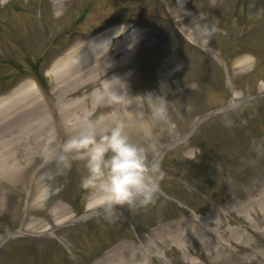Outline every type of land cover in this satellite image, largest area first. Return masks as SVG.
Here are the masks:
<instances>
[{
  "label": "rangeland",
  "instance_id": "1",
  "mask_svg": "<svg viewBox=\"0 0 264 264\" xmlns=\"http://www.w3.org/2000/svg\"><path fill=\"white\" fill-rule=\"evenodd\" d=\"M231 1L191 0L185 5H181L178 0H167L170 5L166 12L175 20H180L188 30L198 28V22H204V29L199 28L201 31L198 33L206 34L205 40L208 42V46L218 45L219 48H223L224 37L233 35V29L241 26L243 29L249 30L250 25L255 22L258 24L256 15L264 17L263 0H249L248 2L243 0L240 5L237 0H234V3ZM236 1L237 4H235ZM21 2L24 5H21ZM42 2L45 10L41 15L42 19L38 22L35 15H32V11L38 13L40 0H0V78L10 74L11 80L9 79L7 83H11L12 79H15L18 72L22 70L21 68L25 67L26 56L31 55L37 58L41 52H45L46 60L52 59L55 51L59 48L51 51L48 45L54 41L56 35L62 33L61 30L65 29L67 25L71 24L77 28L81 26L78 29L85 31L113 14L119 15L126 12L125 17H134L140 13L143 6H146L150 8L142 9L143 16L154 22L153 27L156 32L160 30L163 38L158 41L156 37L155 39L152 37L151 43L143 45L139 55L133 58L136 60L142 56L145 61L139 63H143L144 66L154 65L155 68H150L152 77L145 81L147 84L145 82L141 84L142 94L137 96L141 111L139 116L146 120L153 116L152 109L155 102L152 101L151 96L157 95L163 86L168 88L163 97L167 100L170 115V124H163L154 118L153 124H157L151 129L156 148L154 152H150V159L156 160L155 156L163 153L165 146L173 145L181 140L191 125L207 110L225 102L226 94L224 95L219 90L222 87L219 84L222 80L223 84L224 81H227L226 67L220 66L212 56L211 58L205 57L200 51L186 53L184 61H181L170 71H178L185 63L188 66L187 70L171 79H165L167 70L159 59L160 54H164L166 57V54L178 52L183 43L170 35L168 29H160L166 26L163 18L156 15V12H160V8H163L162 0H71L68 3V10L63 16H58L53 11L52 0H42ZM27 3L29 5L26 6ZM88 4H92L93 9L80 16L81 11L84 10L83 6ZM216 6L218 7L212 10ZM240 19H244L245 23L242 24ZM232 26L234 27L232 28ZM238 28L235 30V34L238 33ZM18 29L21 32H18ZM163 31H167L166 36L163 35ZM65 38L62 36L57 46L64 42ZM159 43L162 45L159 46ZM256 46L253 48L254 53H260L262 57L264 54L262 46L260 48L258 45ZM236 50V47L231 46L229 55H233ZM214 52L219 54L220 51L217 49ZM220 53L223 55L222 51ZM239 59L236 56L235 62ZM263 60L262 62H264ZM227 61L229 60L222 62L226 63ZM262 62L257 57H255V61H252L251 68L255 70L254 73L245 74L243 70L246 68H237L232 73V81L228 84H231V87L235 88V93L240 96L234 101L264 93V91H259L261 85H264V66L260 65ZM199 65L202 66L201 70ZM135 70L137 71L138 67ZM131 71L133 70L127 72ZM106 77L94 78L87 83L88 85L78 88L83 92L88 90V94H92L97 90V86L103 84ZM46 78L49 85L51 84L50 87L57 84L51 75H46ZM54 90L58 94L56 87ZM228 96L231 99L232 93H228ZM89 103V108L92 111L95 110L91 100ZM108 107L110 110L98 112L92 120L101 121L104 118H109L115 108H111V105ZM236 107L241 113L250 115V118L253 117L252 121L259 120L254 116L262 115L264 117V100L256 101L248 106L240 104ZM247 122L246 118L241 120L240 116L225 115L215 123L216 129H212H215L220 135L223 131L226 135L228 134L230 143L219 149H213L215 158L210 166L204 165L206 163L204 157H200V150L192 146L194 141H186L173 148L174 152L171 153L169 161L163 162L160 166L159 180L164 182L161 187L176 199L175 203L165 199L163 195L165 191L159 189L156 200L153 204L150 203L152 207L148 211H139L138 208V212H136L134 208L118 206L110 215L101 214L93 221L81 223L82 225L77 224L72 229L70 227L62 228L57 232H60L62 242L70 255L66 261L57 250H54L51 255H44L46 244H40L32 248L25 246L26 250H17L18 247H14L10 251H1L0 264H84L82 260L73 256L74 248L82 257H87L84 253L88 255L89 252H92V255L93 251L100 247L99 254H96L100 255L106 252V246H108V244L105 245L107 242L103 246L102 241H107L109 238L114 239L113 241L120 239V241L122 240L120 243H135L138 248L140 246L142 248L147 244L146 239H149V236L152 237L150 239L154 242L155 248L147 260L148 264H194L193 261H197V264H225V261L221 259L227 257V254H223L222 251L214 252L216 249L213 245L215 236L212 234L202 235L196 230L199 221L213 229H218V234L221 235L224 243L230 244L234 251H238L244 246H248L247 250L256 244L258 248L246 253L240 252V257L246 255L247 259L254 258L258 251L264 252V225L261 223L264 214V124H261L260 121L255 124L250 123L247 128L249 134L238 142L237 139L241 137L238 129H243L241 123L246 124ZM131 123L130 130L133 137L141 138V127L137 125L138 119H132ZM204 123L206 124L208 121ZM230 126L231 128H229ZM8 133L9 127L0 123V138ZM173 159H175L174 163ZM62 165L63 163L60 162L54 174L45 173L40 184L36 186L38 195L31 201L28 214L24 209L27 192L24 194V201L22 200V207L19 210L15 207L14 202L8 208L5 205L6 201L8 203L16 200L14 195L10 197L5 195L3 198L0 196V234L15 230L44 232V229L55 226L56 222L70 215L79 214L84 209L86 212L90 198L80 186L81 177L86 174L84 162L72 161L70 168ZM224 166L228 170L221 171V167ZM62 168L65 172L61 171ZM9 186L10 184L0 185V188L5 187L7 190ZM15 187L16 190L13 189L15 192L13 193L19 198L23 189H21V184L15 185ZM42 194L44 195L42 196ZM8 199L10 200L8 201ZM194 201H198L195 206L200 212L196 213L189 206ZM37 204L42 205L35 207ZM162 227L186 232L188 237L186 244L189 251L184 253L177 247L178 244L173 239L171 241L169 238L162 239L160 237ZM171 232L176 234L174 231ZM159 240H162L163 244L159 243ZM51 246H55L57 249V246L60 245L56 243ZM263 252L260 254L264 256ZM231 258L232 255L229 260ZM95 263L96 260H89L86 264Z\"/></svg>",
  "mask_w": 264,
  "mask_h": 264
},
{
  "label": "bare ground",
  "instance_id": "2",
  "mask_svg": "<svg viewBox=\"0 0 264 264\" xmlns=\"http://www.w3.org/2000/svg\"><path fill=\"white\" fill-rule=\"evenodd\" d=\"M54 1L57 11H60L67 2V0ZM143 34L140 30H137L136 33L122 38L117 43L115 49L108 50L107 54L104 53L106 46L100 50L98 45H93V43L96 44L94 40H84L75 48L69 50L52 68L56 73V78L59 80L57 84L59 85L58 89L61 90L56 105L52 104L53 113L56 115L55 119L49 113V107L40 99L39 90L34 84H25L14 92L0 98V123L11 127L10 137L0 140V182L11 184V187L7 190L0 189V195L6 194V196L10 197L14 189L13 184L25 186L28 179V171L34 165L35 157L47 155L48 159L52 160L58 149L57 142L60 136L59 133L51 132L55 124L58 123L62 128H66L65 131L68 132L67 128L70 122L75 124L90 118L91 115L86 108L85 102L86 98L90 99L87 95L88 92L76 100H66L67 94L73 93L74 89L78 88L80 84H84L86 80L90 81L100 74L113 73L115 70L119 71L118 65L137 46L140 36ZM105 35L106 37L101 41L102 44H105L112 37L109 36L110 32ZM100 40L99 37L98 42ZM244 60V64H246L250 62L251 58ZM113 77L117 76L111 74L107 79L110 80ZM106 83L107 81L105 80L100 89L91 95L93 101H97L100 98L103 86ZM112 83L121 84V86L125 87L119 89L121 93L125 92V106H117L118 115L133 117L136 113L137 102L130 96L128 85H124L121 81L116 80H113ZM103 94L106 95V93ZM42 177L37 180L38 184H40ZM31 193L29 201L37 197L38 189L34 188ZM39 203L42 202L39 201ZM37 205L35 207H40L42 204ZM54 210L56 209L54 208ZM85 216L82 215V217ZM169 232L167 229L162 230L163 235L166 233L165 236H170L171 232ZM175 232L176 234L173 235L174 239L179 244L184 245L183 242L187 238L186 234L178 230ZM152 249V243L146 244V247L142 251H139L135 245H119L116 248L117 252L113 251L109 253L96 264H147L146 257L151 253ZM216 250L219 252L225 249L220 245V242H217ZM257 259L260 260L257 257L248 260L247 263L253 264ZM260 261L264 263V257Z\"/></svg>",
  "mask_w": 264,
  "mask_h": 264
},
{
  "label": "clouds",
  "instance_id": "3",
  "mask_svg": "<svg viewBox=\"0 0 264 264\" xmlns=\"http://www.w3.org/2000/svg\"><path fill=\"white\" fill-rule=\"evenodd\" d=\"M118 77L106 79L101 100L114 106H125V92L121 93ZM103 93H106L104 95ZM153 117L170 124L166 98L159 97L153 105ZM126 118L111 123L85 119L69 123V136L61 146L59 160L66 168L73 160L84 162L86 174L80 186L89 196V207L110 215L118 206L130 209L147 206L155 201L159 191V162L150 159L156 145L150 126H141V138H134Z\"/></svg>",
  "mask_w": 264,
  "mask_h": 264
}]
</instances>
